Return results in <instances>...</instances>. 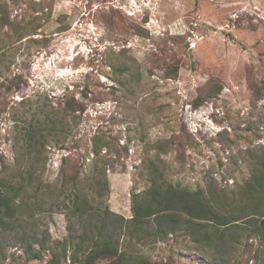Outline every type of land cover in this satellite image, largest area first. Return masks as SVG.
<instances>
[{
  "label": "rangeland",
  "instance_id": "rangeland-1",
  "mask_svg": "<svg viewBox=\"0 0 264 264\" xmlns=\"http://www.w3.org/2000/svg\"><path fill=\"white\" fill-rule=\"evenodd\" d=\"M65 101L78 109L64 121L67 138L25 150L21 128ZM94 136L107 144L103 160L90 153ZM261 159L264 0H0V175L30 161L45 189L32 217L0 232V264H25L19 239L42 236L56 261L27 264H85L56 248L68 225L80 232L64 209L73 181L88 188L105 177L102 204L125 219L157 175L231 216ZM245 219L211 246L183 232L136 245L125 232L119 250L133 243L145 264H264Z\"/></svg>",
  "mask_w": 264,
  "mask_h": 264
},
{
  "label": "trees",
  "instance_id": "trees-1",
  "mask_svg": "<svg viewBox=\"0 0 264 264\" xmlns=\"http://www.w3.org/2000/svg\"><path fill=\"white\" fill-rule=\"evenodd\" d=\"M77 110L70 102L65 101L63 106L58 105L54 111L41 113L43 115L40 121H36L33 116L29 125L21 128V141L26 143L24 149H29L30 152V147L35 145L44 148L48 137L56 140L55 144L59 137L67 138L69 132L65 129L64 121ZM104 148L106 154L108 147L100 136L91 138L90 153L94 157L103 160L104 155L101 152ZM27 163L25 160L22 163L17 162L14 170L8 172L9 178L5 175L7 169L5 174L2 171L0 175V232H13L18 229L21 226L20 216L28 212V216L32 217L31 212L36 204L43 203L38 197H45V189L34 184V165L30 161ZM90 181H94V185H90L89 189L80 188L73 181L66 195L64 209L72 217L82 220L80 232L68 225L67 236L62 242L56 243V248L62 252L60 257L70 262L95 264L104 258H114L115 264H145L143 256L133 249V243L119 250L118 237L126 232L125 234L131 235V239L136 241V245H141L145 239L164 241L169 235L183 232L193 243L211 246L212 237L218 241L224 239L221 227L226 228L232 222L244 218L243 227L250 229L251 236L264 244V159L252 169L249 180L243 184V191L247 194L246 204L241 199V207L236 208L231 216L220 212L225 209L224 204L214 207L201 190L179 188L157 175L150 178L149 188L144 194L132 196V217L125 219L102 204L108 188L106 178L93 177ZM87 191L92 192V196L88 197ZM19 240L26 255L25 264L42 261L45 254H52L50 260L56 261L47 237H21ZM34 245L38 248L33 247ZM50 260L46 264H51Z\"/></svg>",
  "mask_w": 264,
  "mask_h": 264
}]
</instances>
